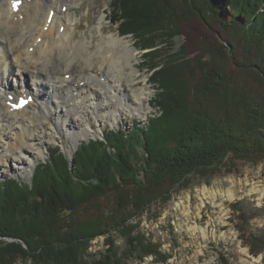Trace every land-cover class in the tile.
<instances>
[{
  "label": "trees",
  "instance_id": "1",
  "mask_svg": "<svg viewBox=\"0 0 264 264\" xmlns=\"http://www.w3.org/2000/svg\"><path fill=\"white\" fill-rule=\"evenodd\" d=\"M111 1L110 23L132 35L145 59L178 36L167 0ZM183 2L211 38L219 34L230 46L231 65L216 39L202 57H170L151 77L159 89L157 117L107 130L102 139L81 143L71 160L51 149L29 184L0 180V264H127L132 256L165 264L157 247L134 234L133 213L187 187L190 176H211L224 158L264 160V0ZM88 204L96 208L91 221L81 217ZM111 232L126 243L120 254ZM98 236H106V249L88 262L89 241Z\"/></svg>",
  "mask_w": 264,
  "mask_h": 264
},
{
  "label": "rangeland",
  "instance_id": "2",
  "mask_svg": "<svg viewBox=\"0 0 264 264\" xmlns=\"http://www.w3.org/2000/svg\"><path fill=\"white\" fill-rule=\"evenodd\" d=\"M167 2L170 12L176 18L178 36L157 46L156 51H152L147 60L148 58L144 57L147 51L140 50V44L132 35H120L117 25L110 23V11L113 7L111 0H77L70 11L71 19L77 25L74 38L76 42H89L93 35L95 46L100 39V30L104 31L105 35L114 33L131 42L136 57V60L132 59V63L138 73L130 87L134 89L144 87L143 92L145 90L150 92L149 96L143 99L145 111L142 113L139 110L122 111L117 124L104 121L101 131L97 134L91 132L92 135L90 133L88 136H81L75 142L69 139L68 145L58 137L55 141L41 139L38 148L43 155L26 170L17 168L12 161V155L0 154V180L6 177L19 178L22 183L29 184L36 166L48 160L51 149H59L68 160H71L81 143L102 139L107 130L118 128L129 130L136 123L144 125L157 117L159 110L154 100L159 89L151 77L168 58L178 59L183 53L187 57H202L206 47L210 45H208L210 39L214 41L216 39L218 45L220 43L226 48V54L230 53V46L219 34L214 33L213 38L209 36L204 29V21L193 8L192 11L188 9L183 0ZM228 54L225 63L231 65L229 59H233ZM155 63L161 65L151 69ZM251 76L244 75L243 78L251 83ZM24 79L30 78L24 75L22 80ZM19 85L25 86L21 83ZM97 114L92 113L85 117L95 120ZM70 121L71 117L67 123ZM73 121L76 122L75 119ZM93 124V127L99 125L95 122ZM228 158H224V165H216L215 173L211 176H190L187 187L172 189L164 198H156L144 205L140 211L133 213L129 224L136 226L134 234L140 233L144 240L157 247L159 256L168 258L165 264H264V160L252 163L241 159L229 161ZM131 195L133 197L130 199H134L136 203L139 200L137 194L133 191ZM113 201L118 202V199L114 198L111 202ZM88 205L83 210L89 213L85 215L81 212L83 215L80 216L85 217L83 220L91 221L96 208ZM107 205L109 206L108 201ZM131 208L132 206L128 205L127 210L131 211ZM109 236L117 253H122L126 249L124 239L117 232H111ZM105 238L106 236H98L89 241L86 261L98 259L104 253ZM16 264L21 263L18 261ZM127 264L161 263L155 261L153 257H146L140 261L137 256H132L127 260Z\"/></svg>",
  "mask_w": 264,
  "mask_h": 264
},
{
  "label": "bare ground",
  "instance_id": "3",
  "mask_svg": "<svg viewBox=\"0 0 264 264\" xmlns=\"http://www.w3.org/2000/svg\"><path fill=\"white\" fill-rule=\"evenodd\" d=\"M16 1L0 0V154L26 170L43 155L41 139L68 145L97 134L104 121L117 124L122 111H145L150 92L130 87L138 71L129 40L100 30L95 46L93 35L76 42L70 11L77 0H21L15 11ZM13 94L32 102L14 110ZM92 113L95 120L85 117Z\"/></svg>",
  "mask_w": 264,
  "mask_h": 264
}]
</instances>
